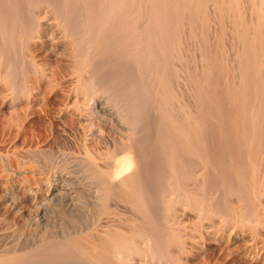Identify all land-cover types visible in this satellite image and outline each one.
Returning a JSON list of instances; mask_svg holds the SVG:
<instances>
[{
	"label": "bare ground",
	"instance_id": "1",
	"mask_svg": "<svg viewBox=\"0 0 264 264\" xmlns=\"http://www.w3.org/2000/svg\"><path fill=\"white\" fill-rule=\"evenodd\" d=\"M205 1L0 0V77L7 81L12 71L25 87L26 74L38 69L24 53L49 29L48 39L58 35L69 49L70 81L82 103L75 112L103 145L94 156L89 150L83 157L60 155L71 166L52 177L40 204L45 216L46 207L73 201V212L93 211L89 221L59 235L45 230L24 248L13 244L0 254V264H175L173 252L185 250L179 233L187 213L194 214L190 227L198 231L212 220L240 224L247 209L260 214L255 203L264 196L262 64L249 44L255 38L248 39L249 29L239 20L240 1L226 0L234 42H242L229 97L211 83L215 72L217 79L223 76L219 57L216 69L210 68L200 48L192 67L190 27ZM212 2L221 13L223 6ZM250 27L253 37L258 25ZM180 33L184 49L177 43ZM177 80L183 90L193 86V103L174 91ZM97 122L107 135L94 129ZM85 187L88 199L82 201ZM206 230L204 236L212 235Z\"/></svg>",
	"mask_w": 264,
	"mask_h": 264
},
{
	"label": "rangeland",
	"instance_id": "2",
	"mask_svg": "<svg viewBox=\"0 0 264 264\" xmlns=\"http://www.w3.org/2000/svg\"><path fill=\"white\" fill-rule=\"evenodd\" d=\"M212 1L207 0L203 3V11L194 19L193 27H190L193 29L189 44V57L192 59L193 67L201 48L208 55L207 63L209 67L211 66L210 68L216 69L218 63L221 64L220 75L223 76H219L220 79H217L215 72L212 74L211 83H218L222 94H226H223L222 97L227 98L232 89V77L237 72L234 56L241 51L242 42H239L240 44L237 41L234 42L236 38H233L235 36L233 32L236 27L233 23V14L226 8L227 1L218 0V4L223 6V11L225 10L224 13L223 11L218 13ZM239 1L241 6L239 5L237 14L239 20L243 19V21L241 20L242 24H245L242 25L245 27L243 29L248 28L251 34L250 26L258 25L257 32L253 37L252 34L247 35L248 39L255 38L254 42H249L251 46L247 45L251 49L253 48L251 51L253 54L256 53L255 57L258 56L257 61H261L260 89L264 93V9L260 5V0H249L248 3V0ZM250 1L256 5V8L253 7L254 10L251 8ZM254 14L257 20H255ZM184 19L187 22V19ZM253 19L256 22H253ZM49 32L50 30L44 27V31L40 35V43L32 44L30 49L24 53L27 58L33 59L35 69H38L34 74H26L25 87L18 85L12 71L11 74L5 75L7 81L0 77V254L5 248L16 243L23 248L26 247L31 239H37L46 233L45 230L57 235L63 231L70 232L72 228L88 222L90 214L93 213L90 210L73 212L72 210L77 208L78 204L76 203L73 208V201L69 207H59L57 204L46 207L45 216L40 213V204L47 194L50 180L56 175L64 174L71 166L68 162L60 161L62 160L59 159L60 155L73 154L83 157L84 152L89 150L88 154L94 156V154L97 155L103 151V145H98L93 141L89 129L85 128L87 127L86 123L75 112L74 106L82 103L81 97L76 95L72 81H70L69 49L66 45V47L64 46V42L57 38L58 35L53 34L52 41L48 39ZM258 33L261 34L258 35ZM181 35L180 33L177 43L181 49H184L185 38ZM255 43L257 44L255 45ZM217 57H219V62ZM176 85L174 86L173 83L171 85L174 91L182 94L184 92L183 97L186 96L184 99L193 103L195 100L193 92H191L193 86L184 89L185 92L178 80ZM179 86H181L182 92L179 91L181 89ZM93 121L95 127L96 123ZM97 123L99 125L93 128H99L107 135L108 128ZM41 152L43 154L39 155ZM34 161L36 162L34 163ZM46 163L48 166L45 165ZM39 165L44 167L38 168ZM79 169L81 170L78 166V171H80ZM80 176L82 177V175ZM85 182L83 180L84 184H86ZM82 189L78 191L81 193V200L86 201L88 191L86 187ZM228 200L232 207L236 208L238 204L236 200L233 198ZM258 201L255 204L259 206L255 208L261 216L255 215L252 209H247V212L243 213L244 215L240 218L242 223L237 225L227 222L225 225L219 226L218 222L217 224L212 220L209 223L204 222L203 227H199L198 231L191 229L192 225L196 223L193 213H187L181 217L182 232H184L179 234H181V240L185 242V250L181 254L173 252L175 264H264V196ZM254 218L257 221L259 218L258 224ZM207 228L212 230V235L204 236V231ZM200 229L203 230L200 231ZM82 239L84 241V238Z\"/></svg>",
	"mask_w": 264,
	"mask_h": 264
}]
</instances>
